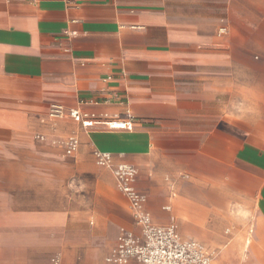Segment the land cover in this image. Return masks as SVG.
<instances>
[{"label":"crops","instance_id":"1","mask_svg":"<svg viewBox=\"0 0 264 264\" xmlns=\"http://www.w3.org/2000/svg\"><path fill=\"white\" fill-rule=\"evenodd\" d=\"M97 151L211 264H264V0H0V264H106L141 234Z\"/></svg>","mask_w":264,"mask_h":264},{"label":"built area","instance_id":"2","mask_svg":"<svg viewBox=\"0 0 264 264\" xmlns=\"http://www.w3.org/2000/svg\"><path fill=\"white\" fill-rule=\"evenodd\" d=\"M65 109L55 105L51 110L53 117H63ZM67 114L84 126H92L97 117L79 108H71ZM106 125L113 130H132V118H106ZM79 140L71 137L67 141V153L78 149ZM98 164L110 167L118 183V188L129 199L135 220L141 234L123 235L114 253L107 258L106 264H128L131 260L139 264H211L212 256L206 254L194 240L184 239L175 223L162 226L152 221L151 215L144 209L146 197L134 186L137 170L130 164L114 165L110 152L97 151Z\"/></svg>","mask_w":264,"mask_h":264}]
</instances>
